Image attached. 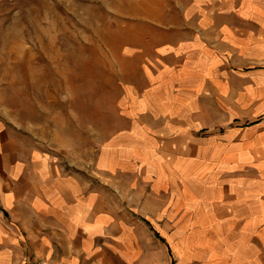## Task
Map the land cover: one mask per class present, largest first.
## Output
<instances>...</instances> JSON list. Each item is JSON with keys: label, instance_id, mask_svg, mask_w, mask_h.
Listing matches in <instances>:
<instances>
[{"label": "crops", "instance_id": "0c3cea01", "mask_svg": "<svg viewBox=\"0 0 264 264\" xmlns=\"http://www.w3.org/2000/svg\"><path fill=\"white\" fill-rule=\"evenodd\" d=\"M148 23L127 43L135 111L204 101L249 125L200 140L164 122L156 144L103 150L93 177L0 129V264H264V0H186Z\"/></svg>", "mask_w": 264, "mask_h": 264}, {"label": "rangeland", "instance_id": "374dc122", "mask_svg": "<svg viewBox=\"0 0 264 264\" xmlns=\"http://www.w3.org/2000/svg\"><path fill=\"white\" fill-rule=\"evenodd\" d=\"M185 1L0 0V129L66 171L91 177L103 150L156 144L163 136L150 128L167 121L200 140L244 129L249 121L220 116L223 104L201 101L178 120L135 111L127 86L138 75L128 71V39L154 31L148 18L174 20Z\"/></svg>", "mask_w": 264, "mask_h": 264}]
</instances>
